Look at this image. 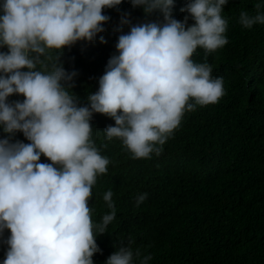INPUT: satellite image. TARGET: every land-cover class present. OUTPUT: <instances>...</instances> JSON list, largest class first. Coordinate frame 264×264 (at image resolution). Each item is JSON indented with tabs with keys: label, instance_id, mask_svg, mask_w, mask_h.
<instances>
[{
	"label": "clouds",
	"instance_id": "1",
	"mask_svg": "<svg viewBox=\"0 0 264 264\" xmlns=\"http://www.w3.org/2000/svg\"><path fill=\"white\" fill-rule=\"evenodd\" d=\"M123 0H3L0 4V237L10 236L3 264H94L103 235L115 219L109 189L103 200L111 210L100 223L92 221V188L108 172L110 160L93 141L94 113L115 121L104 133L117 138L133 159L159 156L185 112L219 103L225 95L222 77H212L207 62L197 63L198 48L208 54L229 41L222 16L229 0H187L183 21L172 17L174 0H129L146 15L163 21L130 26L116 43L118 55L107 63L98 91L88 106H79L71 91L76 71L63 67V49L78 41L92 42L110 18L105 8ZM255 15L241 11L246 29L264 25L262 5ZM189 16L194 24L188 26ZM127 14L121 24H128ZM101 43H106L103 37ZM27 69V71H23ZM11 95L23 101L7 102ZM22 132L29 141L11 142ZM106 148L107 145H102ZM51 163H41V156ZM147 194L136 198L139 206ZM130 247L113 252L106 264H133ZM135 257L148 264L151 255Z\"/></svg>",
	"mask_w": 264,
	"mask_h": 264
},
{
	"label": "trees",
	"instance_id": "2",
	"mask_svg": "<svg viewBox=\"0 0 264 264\" xmlns=\"http://www.w3.org/2000/svg\"><path fill=\"white\" fill-rule=\"evenodd\" d=\"M186 3L174 0V19L183 21L189 15L180 11ZM257 3L264 12V0H229L223 8L229 42L206 59L198 48L193 59L211 65L213 78H223L225 95L219 103L185 112L159 156L133 159L122 141L106 138V127L115 126V121L93 114V141L110 163L92 188V221L100 223L111 212L103 200L109 189L116 208L105 234L97 233L101 252L93 255L94 264H106L121 247L131 248L133 264H140L137 249L141 258L151 255L148 264H264V25L246 29L238 23L241 11L255 15ZM103 14L110 19L94 41L63 49L64 69L77 72L71 91L79 106H88V95L98 91L108 60L118 55L119 35L127 34L132 25L163 21L161 13L146 15L129 0L105 8ZM125 14L129 23L121 24ZM192 24L189 16L188 26ZM23 99L11 95L7 102ZM5 138L9 134L0 127V139ZM10 139L29 143L22 132ZM40 162L51 163L43 155ZM145 193L137 206L136 198ZM9 236L6 229L0 237V264Z\"/></svg>",
	"mask_w": 264,
	"mask_h": 264
}]
</instances>
